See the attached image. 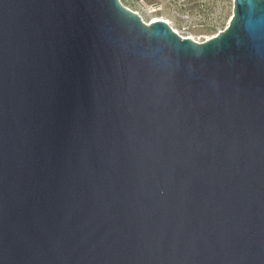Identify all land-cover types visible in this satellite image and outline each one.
<instances>
[{"label": "water", "instance_id": "water-1", "mask_svg": "<svg viewBox=\"0 0 264 264\" xmlns=\"http://www.w3.org/2000/svg\"><path fill=\"white\" fill-rule=\"evenodd\" d=\"M0 264H264V0H0Z\"/></svg>", "mask_w": 264, "mask_h": 264}, {"label": "rangeland", "instance_id": "rangeland-1", "mask_svg": "<svg viewBox=\"0 0 264 264\" xmlns=\"http://www.w3.org/2000/svg\"><path fill=\"white\" fill-rule=\"evenodd\" d=\"M144 22L170 21L180 36L200 43L225 30L233 17L234 0H120ZM154 11H156L154 13Z\"/></svg>", "mask_w": 264, "mask_h": 264}, {"label": "bare ground", "instance_id": "bare-ground-1", "mask_svg": "<svg viewBox=\"0 0 264 264\" xmlns=\"http://www.w3.org/2000/svg\"><path fill=\"white\" fill-rule=\"evenodd\" d=\"M156 11H154V13H155ZM159 21H164V22H166V23H168L169 25H171V23H170V21H168V20H166V19H163V18H160V17H155L154 18V20L151 22V23H149V22H146V24H148V25H150V24H153V23H157V22H159ZM231 21V20H230ZM229 25V24H228ZM228 27V26H227ZM178 33V32H177ZM216 36V34L214 35V36H212V37H209L206 41H209V40H211V39H213L214 37ZM183 37V36H182ZM184 39H191V40H193V41H195V42H198L197 40H195L194 38H192V37H189V38H187V37H183ZM198 43H200V42H198Z\"/></svg>", "mask_w": 264, "mask_h": 264}]
</instances>
